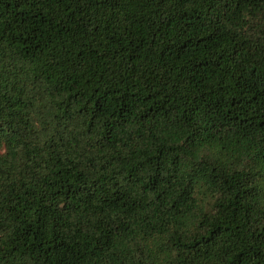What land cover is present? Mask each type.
I'll return each instance as SVG.
<instances>
[{"label":"trees","instance_id":"obj_1","mask_svg":"<svg viewBox=\"0 0 264 264\" xmlns=\"http://www.w3.org/2000/svg\"><path fill=\"white\" fill-rule=\"evenodd\" d=\"M0 264H264V0H0Z\"/></svg>","mask_w":264,"mask_h":264}]
</instances>
